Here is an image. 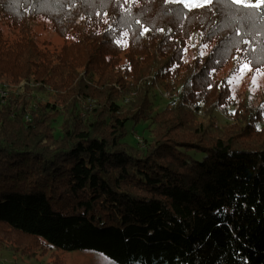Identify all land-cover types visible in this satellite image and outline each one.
<instances>
[{
    "label": "trees",
    "instance_id": "obj_1",
    "mask_svg": "<svg viewBox=\"0 0 264 264\" xmlns=\"http://www.w3.org/2000/svg\"><path fill=\"white\" fill-rule=\"evenodd\" d=\"M107 1L0 0V249L37 241L117 264H264L263 129L249 116L233 135L194 125L226 106L223 68L264 64V8ZM39 18L68 42L41 49ZM197 37L210 52L190 58ZM157 90L169 103L156 110ZM84 160L91 180L76 188Z\"/></svg>",
    "mask_w": 264,
    "mask_h": 264
},
{
    "label": "rangeland",
    "instance_id": "obj_2",
    "mask_svg": "<svg viewBox=\"0 0 264 264\" xmlns=\"http://www.w3.org/2000/svg\"><path fill=\"white\" fill-rule=\"evenodd\" d=\"M249 2L255 3L256 0H249ZM92 4L94 6L111 5L107 0H92ZM1 29L7 39L14 40L18 36V33L10 29L5 23H2ZM32 31L41 49H60L68 42L55 32L50 21L43 18H39L33 24ZM187 51L190 58L194 57L198 52L202 56H206L210 52V47L208 46L205 48L202 46L199 37H197L193 46ZM261 52L263 55L264 50H261ZM242 62H244L243 58H236L217 74L216 79L225 82L229 97L225 100V107L220 106L217 110L209 108L207 111L200 113L201 115L194 117L195 127H198L201 123L205 126L204 129L202 126V131H204H201L202 133L199 132V134H205L206 132L218 134L222 132L224 135H233L236 128L230 125V123L236 124L239 129H243V127L240 126L241 124H238L236 121H240V117L245 116H249V120L253 124L255 122L254 125L256 127L258 124L259 129H263L264 131V74H257V68L251 67V71H245L243 76L240 77L239 70ZM259 69L264 73V64L259 67ZM254 77L257 80L256 85L252 84ZM6 88L8 91L12 92L17 89L14 86H7ZM3 91L4 90H0L2 95H4ZM157 92L160 93L159 90H157ZM233 96H235V99H232ZM168 103V100L163 97L161 93L158 94L155 102L156 110L165 108ZM206 126H210L209 129L206 128ZM194 133L198 134L197 130L194 131ZM142 136L143 134L139 132L132 136L133 139H129V142L132 144L135 143L134 140L143 142ZM141 146H143V143ZM95 147L97 148V145ZM92 166L93 163L90 160H84L75 168L74 177L76 188L83 187L87 181L91 180ZM33 245L34 247L25 249L5 246L0 249V264H117L103 253L96 251H60L37 241Z\"/></svg>",
    "mask_w": 264,
    "mask_h": 264
},
{
    "label": "snow or ice",
    "instance_id": "obj_3",
    "mask_svg": "<svg viewBox=\"0 0 264 264\" xmlns=\"http://www.w3.org/2000/svg\"><path fill=\"white\" fill-rule=\"evenodd\" d=\"M229 2L233 5H239L241 8H247V9L264 8V0H256L255 3H251V2H249V0H229ZM166 3L181 4V5H183V7L185 9L191 11L194 8H203L205 6L211 5L213 3V0H166ZM104 15L106 16L107 14L105 13ZM104 22L107 23V20H105ZM137 23H139V21H137ZM113 31H115V30L113 29ZM148 31H149L148 28H144L141 35L146 34ZM161 31H163V30L161 29ZM239 34L240 33L237 32V35H239ZM127 35H128L127 31L122 32L121 36L118 37L115 42L122 47L127 46L126 41L123 39ZM243 43L248 44L249 42L247 40H244ZM204 47L207 48L208 45H204ZM252 64H253V61H251V60H246L240 64V70H239L240 77L243 76L245 71H251L252 70V68H251ZM256 72H257V74H264V73H262L261 69H259V68L256 69ZM237 82H238V80H237ZM252 84L253 85L257 84V80L255 77L252 80ZM232 99H235V96H233ZM233 114H235V113H233ZM257 130H260L258 124H257Z\"/></svg>",
    "mask_w": 264,
    "mask_h": 264
}]
</instances>
